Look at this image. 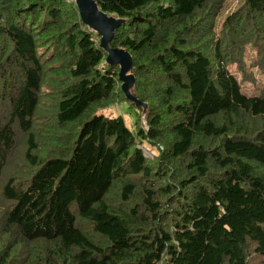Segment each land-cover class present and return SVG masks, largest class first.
Here are the masks:
<instances>
[{
  "label": "trees",
  "instance_id": "trees-1",
  "mask_svg": "<svg viewBox=\"0 0 264 264\" xmlns=\"http://www.w3.org/2000/svg\"><path fill=\"white\" fill-rule=\"evenodd\" d=\"M95 1L147 130L74 0H0V264H264V0Z\"/></svg>",
  "mask_w": 264,
  "mask_h": 264
},
{
  "label": "water",
  "instance_id": "water-1",
  "mask_svg": "<svg viewBox=\"0 0 264 264\" xmlns=\"http://www.w3.org/2000/svg\"><path fill=\"white\" fill-rule=\"evenodd\" d=\"M81 23L99 37V48L106 54L105 63L118 67V81L124 98L141 109L140 127L147 130V105L136 99L131 91L134 87L132 57L124 48L111 47L110 42L116 30L124 25L125 20L103 12L95 0H74Z\"/></svg>",
  "mask_w": 264,
  "mask_h": 264
},
{
  "label": "rangeland",
  "instance_id": "rangeland-1",
  "mask_svg": "<svg viewBox=\"0 0 264 264\" xmlns=\"http://www.w3.org/2000/svg\"><path fill=\"white\" fill-rule=\"evenodd\" d=\"M240 0H227V2L225 3V6L223 8V10L221 11V13L219 14V16H217L215 22L218 24L221 20H223V18L230 12L233 11L235 9V7L237 6V4L239 3ZM252 52H248L246 58H245V62H246V67L248 72L253 73L254 74V79H255V86L253 85L254 83H248V82H243L242 83V87L245 90V92L247 94H253L254 92H259L263 87H264V81L261 78L260 73L258 72V70L256 68H250V60H251V56H252ZM229 72L233 73L234 75L237 76V78L240 77V75L237 72V69L234 65L230 66L229 68ZM122 104V105H121ZM121 104L119 103L118 105L108 109V110H104L102 112H100L101 114H104L106 116H117V115H121L124 120L125 123L128 127L133 128V117L132 115L130 116L125 108V102H121ZM146 155H148L145 152Z\"/></svg>",
  "mask_w": 264,
  "mask_h": 264
}]
</instances>
